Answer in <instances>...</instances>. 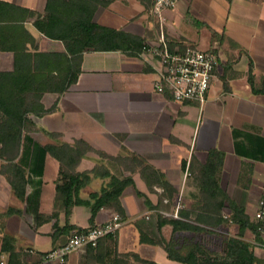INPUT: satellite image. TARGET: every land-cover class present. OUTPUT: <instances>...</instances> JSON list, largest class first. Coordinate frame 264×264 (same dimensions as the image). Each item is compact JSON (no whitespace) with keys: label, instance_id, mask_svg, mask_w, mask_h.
<instances>
[{"label":"crops","instance_id":"crops-1","mask_svg":"<svg viewBox=\"0 0 264 264\" xmlns=\"http://www.w3.org/2000/svg\"><path fill=\"white\" fill-rule=\"evenodd\" d=\"M1 1L36 12H42L46 2ZM152 3L153 0H97L94 22L143 37L146 48L134 52L131 48L84 52L76 82L61 94L45 93L43 105L49 107L56 100V108L34 120L39 127L61 133L62 140L81 138L111 155L131 151L141 156L178 190L169 212L177 202L184 206L191 203L186 193L192 185L185 186L188 171L181 169V161L188 163L194 156L204 162L207 150L218 148L224 152L221 187L255 221L254 213L264 186V94L251 93L246 71L250 57L255 74H264V0H177L159 16L151 11ZM19 23L33 35L39 50L64 51L61 41L43 36L30 20ZM211 29L220 33L221 38L212 46L218 47L221 53H215L217 63L204 103H180L157 93L153 82L158 61L151 49L157 45L160 35L209 49ZM12 59V52L0 50V70H10ZM224 81L227 89L223 88ZM28 136L31 141L23 139L22 148H28L29 153H21L16 158V162H26L28 182L22 200L14 196L5 175L0 173V212L12 208L11 213L0 219V257L4 264H7L4 259L8 251L1 247L3 234L13 238V251L22 257L23 264H41L37 254L51 249L52 221L36 225L35 214H50L53 210L58 162L52 157L55 160L52 163L51 156L42 154L41 149L54 140L40 131L29 132ZM97 162L99 157L89 152L77 170L90 169ZM244 162L250 168L238 183ZM125 175H131L134 186L126 187L120 195L124 217L116 235L101 238L96 247L73 251L65 264H120V260H125L123 254L130 252L148 261L129 259L130 264H185L166 256L162 239L170 237L171 227L157 228L156 213L135 190L144 193L151 204L156 203L157 193L148 191L138 173L126 171ZM99 186L100 181L94 180L82 194L86 196ZM113 212L101 208L94 224H102ZM223 212L229 214L227 208ZM78 215L84 222L79 221ZM88 216L86 207L74 206L68 221L86 227ZM59 218L62 224L64 218L61 214ZM140 231L156 243L140 242ZM217 231L235 236L237 225L230 223ZM178 233L174 238H179ZM243 239L252 244L253 255L264 260L259 236L255 238L246 231Z\"/></svg>","mask_w":264,"mask_h":264},{"label":"trees","instance_id":"trees-1","mask_svg":"<svg viewBox=\"0 0 264 264\" xmlns=\"http://www.w3.org/2000/svg\"><path fill=\"white\" fill-rule=\"evenodd\" d=\"M96 6L97 0H46L43 11L36 12L0 0V50L10 51L13 55L12 68L0 70V173L5 175L14 196L22 200L28 182L26 162H16L21 153H29L28 148H22L23 139L31 141L28 133L40 131L54 140L42 147V154L47 153L58 162L53 210L50 214H35L36 225L52 221L50 250L63 245L72 233L93 227L95 216L101 208L112 209L121 218L124 217L120 195L126 187L134 186L131 175H125L127 171L129 174L138 173L148 191L157 193L156 203L151 204L144 193L135 190L138 196L145 198L147 207L155 210L157 228L163 225L171 227L170 237L162 239L163 249L170 260L185 264H263L264 260L253 255L252 244L243 239L246 231L258 238L257 223L250 220L244 208L230 198L220 185L224 160L222 150L209 148L204 162H199L194 156L188 163L181 161V169L187 168L188 171L185 186L192 185V189L186 193L191 203L180 207L178 217H173L160 211L167 212L172 208L178 190L158 168L141 156L131 151L125 155H111L95 149L81 138L65 141L61 139V133L48 131L36 124L35 117L53 112L57 104L55 100L45 107L42 96L48 92L61 94L76 82L84 52L128 48L134 52L146 47L143 37L94 22L92 16ZM24 20H30L43 36L61 41L64 51L39 50L33 35L19 23ZM219 38L220 33L211 29L210 45ZM165 39L170 50L182 43L167 36ZM234 44L242 51L238 44ZM209 49L217 52L215 47ZM246 79L251 93L264 94V74H255L250 57ZM223 88L227 89L225 81ZM89 152L96 154L100 162L90 169L77 170ZM249 168L247 163H242L238 183H241L243 173ZM94 180L100 181L99 189L83 195L82 191ZM74 206L87 208L89 216L86 227L69 223ZM224 208L229 210L228 215L224 214ZM11 212L12 208L0 212V219ZM60 214L64 218L62 224L59 222ZM230 223L237 225L236 235H220L217 228ZM176 232L219 235L220 250H210L201 240L186 236L174 238ZM139 241L156 243L142 231ZM1 247L8 251L5 263L23 264L22 257L13 251V238L10 235H2ZM123 258L124 261L119 259L120 264H130L129 259L148 263L136 253H124Z\"/></svg>","mask_w":264,"mask_h":264},{"label":"built area","instance_id":"built-area-1","mask_svg":"<svg viewBox=\"0 0 264 264\" xmlns=\"http://www.w3.org/2000/svg\"><path fill=\"white\" fill-rule=\"evenodd\" d=\"M176 1L153 0L151 11L159 16L164 9L174 6ZM151 51L158 61L153 82L154 90L180 103L192 101L203 104L211 87L213 71L217 63L215 53L188 42H182L181 45H176L170 50L163 35H160L157 45L152 47ZM180 207L182 205L177 202L171 212H160L166 216L178 217L177 211ZM254 219L260 238L258 244L264 248V186ZM122 224L120 214L113 212L102 224L94 225L85 231L74 232L68 236L63 245L38 254L39 263L63 264L73 251L82 247H96L102 237H114ZM28 252L34 253L32 250ZM0 264H4L1 257Z\"/></svg>","mask_w":264,"mask_h":264},{"label":"rangeland","instance_id":"rangeland-1","mask_svg":"<svg viewBox=\"0 0 264 264\" xmlns=\"http://www.w3.org/2000/svg\"><path fill=\"white\" fill-rule=\"evenodd\" d=\"M209 48H213V46L212 45H210L209 46ZM216 48V50L217 51H219L218 50V47H215ZM225 50L226 49H224V52H225ZM223 52V51H222ZM219 53H221V50L219 51ZM52 158V157H51ZM50 158V159H51ZM53 159V158H52ZM51 159V161H53L52 163H55V160L53 159L52 160ZM50 173L48 172V175H49ZM188 174V173H187ZM187 176V175H186ZM180 196V195H179ZM178 196H176V198H177ZM176 198H175V200H176ZM175 200H174V202H175ZM181 203V202H180ZM180 205H182V207H183V204L181 203ZM171 210V209H170ZM169 210V211H170ZM168 211V212H169ZM225 214V213H224ZM226 215V214H225ZM81 216L80 215H78V219H79V221L80 222H84V221H82V218H80ZM180 236H179V238H182V237H184V236H186V237H189V238H192L193 240H201L204 244H205V246H207V248H209L210 250H216V251H219L220 250V247H221V237L219 236V235H214V234H212V235H210V234H203V235H200V234H193V233H183V234H181L180 232L178 233ZM220 235H222V233H220Z\"/></svg>","mask_w":264,"mask_h":264}]
</instances>
